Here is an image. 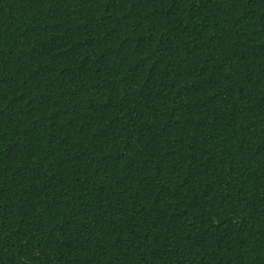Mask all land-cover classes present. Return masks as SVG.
I'll return each instance as SVG.
<instances>
[{
	"label": "trees",
	"instance_id": "trees-1",
	"mask_svg": "<svg viewBox=\"0 0 264 264\" xmlns=\"http://www.w3.org/2000/svg\"><path fill=\"white\" fill-rule=\"evenodd\" d=\"M0 264H264V0H0Z\"/></svg>",
	"mask_w": 264,
	"mask_h": 264
}]
</instances>
